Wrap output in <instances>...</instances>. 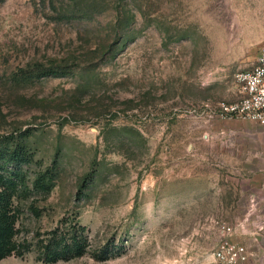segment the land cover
Masks as SVG:
<instances>
[{
  "label": "rangeland",
  "instance_id": "obj_1",
  "mask_svg": "<svg viewBox=\"0 0 264 264\" xmlns=\"http://www.w3.org/2000/svg\"><path fill=\"white\" fill-rule=\"evenodd\" d=\"M262 48L264 0H0V220L88 243L0 264H209L224 226L264 261V126L209 110Z\"/></svg>",
  "mask_w": 264,
  "mask_h": 264
},
{
  "label": "built area",
  "instance_id": "obj_2",
  "mask_svg": "<svg viewBox=\"0 0 264 264\" xmlns=\"http://www.w3.org/2000/svg\"><path fill=\"white\" fill-rule=\"evenodd\" d=\"M235 78L240 84V96L233 100H222L209 110L217 118L250 120L264 126V48L258 54L256 63L238 70ZM231 227L222 228L219 243L209 253V264H262L263 257L250 245L234 240ZM166 264H202L201 260L174 261Z\"/></svg>",
  "mask_w": 264,
  "mask_h": 264
},
{
  "label": "trees",
  "instance_id": "obj_3",
  "mask_svg": "<svg viewBox=\"0 0 264 264\" xmlns=\"http://www.w3.org/2000/svg\"><path fill=\"white\" fill-rule=\"evenodd\" d=\"M40 179V176L35 179V185L45 187L46 185H43ZM34 211H36L35 208ZM5 221L0 220V257L11 252L21 256L23 251L31 249L32 245L36 246L37 258L47 262L79 256L86 252L88 243L84 235L85 229L76 221L72 223L60 221L59 224L45 231H36L32 240L22 239L21 241L12 240L16 231L13 225ZM93 256L103 259L108 258L109 255L94 253Z\"/></svg>",
  "mask_w": 264,
  "mask_h": 264
},
{
  "label": "crops",
  "instance_id": "obj_4",
  "mask_svg": "<svg viewBox=\"0 0 264 264\" xmlns=\"http://www.w3.org/2000/svg\"><path fill=\"white\" fill-rule=\"evenodd\" d=\"M255 236H256L258 242H264V234H256V233H255ZM257 236H260L261 238L258 239Z\"/></svg>",
  "mask_w": 264,
  "mask_h": 264
},
{
  "label": "water",
  "instance_id": "obj_5",
  "mask_svg": "<svg viewBox=\"0 0 264 264\" xmlns=\"http://www.w3.org/2000/svg\"><path fill=\"white\" fill-rule=\"evenodd\" d=\"M258 237V239H260L261 237L260 236H257Z\"/></svg>",
  "mask_w": 264,
  "mask_h": 264
}]
</instances>
